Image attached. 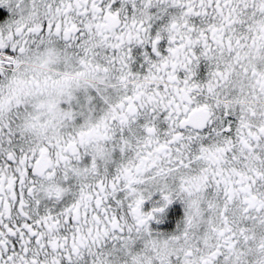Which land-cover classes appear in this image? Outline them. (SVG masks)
<instances>
[{"label": "snow or ice", "instance_id": "1", "mask_svg": "<svg viewBox=\"0 0 264 264\" xmlns=\"http://www.w3.org/2000/svg\"><path fill=\"white\" fill-rule=\"evenodd\" d=\"M0 264H264V0H0Z\"/></svg>", "mask_w": 264, "mask_h": 264}]
</instances>
